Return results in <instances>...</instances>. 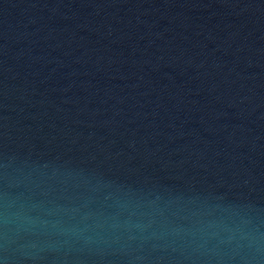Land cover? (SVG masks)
<instances>
[{"label":"water","instance_id":"1","mask_svg":"<svg viewBox=\"0 0 264 264\" xmlns=\"http://www.w3.org/2000/svg\"><path fill=\"white\" fill-rule=\"evenodd\" d=\"M0 264H264V0H0Z\"/></svg>","mask_w":264,"mask_h":264}]
</instances>
